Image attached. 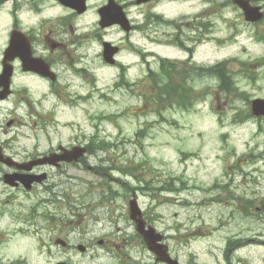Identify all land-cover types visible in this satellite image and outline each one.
I'll return each mask as SVG.
<instances>
[{"label":"flooded vegetation","instance_id":"1","mask_svg":"<svg viewBox=\"0 0 264 264\" xmlns=\"http://www.w3.org/2000/svg\"><path fill=\"white\" fill-rule=\"evenodd\" d=\"M192 2L0 0V264H164L151 252L147 262L142 237L117 227L115 214L63 213V167H82L99 147L93 133L63 143V104L73 107L82 99L79 89H97L99 72L111 68L113 87L140 100L141 108L148 57H188L177 63L190 71L194 57L212 52L224 57L223 83L233 94L226 103L239 93L237 108L250 115L252 100L264 97L251 92L264 81V0H249L260 12L249 21L229 0L198 14L181 11ZM225 7H232L233 19ZM212 41L221 46L212 49ZM225 42L228 49L240 44L251 58L232 54L225 61ZM249 44L256 46L252 56ZM73 146L84 149L83 158L63 162V149ZM219 180L215 196L225 199V173Z\"/></svg>","mask_w":264,"mask_h":264},{"label":"rangeland","instance_id":"2","mask_svg":"<svg viewBox=\"0 0 264 264\" xmlns=\"http://www.w3.org/2000/svg\"><path fill=\"white\" fill-rule=\"evenodd\" d=\"M192 1L193 8L187 3L181 11L198 14L205 8L222 4L221 0L212 4ZM226 15L233 19L232 7H225ZM230 32L225 22V38ZM211 46L216 49L221 45L212 41ZM246 47L248 56H252L256 46ZM204 49H200L201 54ZM230 53L247 60L251 58L241 53V46L236 42H231L230 49L225 48V56ZM215 56L211 52V57L194 59L201 63L224 58ZM113 75L109 70L100 71L97 89L91 91L86 85L79 89L84 98L77 101L79 108L74 111L63 108V141L83 131L84 134L98 133L100 138L114 143L96 156V160L103 157L113 168L105 174L99 175L77 165L63 167V205L70 208L78 204L86 209L87 204H97L92 212L111 213L118 218L127 213V201L132 192L126 189L124 182H129L135 185L138 200L152 224L164 231L171 252L182 264L193 260L201 264H221L222 251L230 240L228 245L237 246L240 240L242 246L225 255V264H264V243L257 244L264 240V221L257 220L259 215H264L258 208L260 201L245 216L239 204L211 203L205 195L207 183L221 176V167H229V170L230 167L255 166L262 172L261 188L257 190L259 196H264V122L261 127L252 120L234 122L235 108L226 105L233 94L219 92L218 81L207 75L194 76L192 83L198 96L193 107L177 104L159 108L151 99L138 109L139 100L123 88H113ZM158 91L149 80L148 98ZM251 92L264 95V81L254 85ZM234 101L236 106L242 105L241 98L236 97ZM21 132L28 133V129L22 127ZM250 155L255 156L250 158ZM124 168L132 174L124 172ZM253 175L258 177V172ZM242 176L235 175L236 193L250 186L242 181ZM150 184L154 192L156 186L166 184L173 191L161 192V189L158 196H151ZM113 191L116 194L111 197ZM144 256H148L147 251Z\"/></svg>","mask_w":264,"mask_h":264},{"label":"water","instance_id":"3","mask_svg":"<svg viewBox=\"0 0 264 264\" xmlns=\"http://www.w3.org/2000/svg\"><path fill=\"white\" fill-rule=\"evenodd\" d=\"M242 4V3H240ZM106 60L110 61L109 57H105ZM252 109L254 113L256 114H264V100H256L253 102ZM79 150H72V151H67L65 154H63V160L65 161H73L77 160L79 155H80ZM129 212L130 215L133 219H135L138 223V230L143 234L147 245L149 249L154 251L156 254H158V258L161 260H164L170 264H176L175 261L170 260L167 255H166V246L163 245H157L155 244L157 240H159L161 237L158 234H155L153 231V228H149L148 230L144 229V222L141 219V211L137 206V202L133 199L129 202ZM140 217V218H137ZM162 248V249H161Z\"/></svg>","mask_w":264,"mask_h":264},{"label":"trees","instance_id":"4","mask_svg":"<svg viewBox=\"0 0 264 264\" xmlns=\"http://www.w3.org/2000/svg\"><path fill=\"white\" fill-rule=\"evenodd\" d=\"M214 74H216L218 77H221L220 71H213ZM180 82H179V93H180V101L179 102H184L188 101L191 102V100L195 99L198 94L197 92L193 91L192 87L188 85L187 83V77L185 75L179 76ZM174 92V88L170 86L169 91L167 92V96L170 97L172 96ZM166 100V97L164 98Z\"/></svg>","mask_w":264,"mask_h":264}]
</instances>
